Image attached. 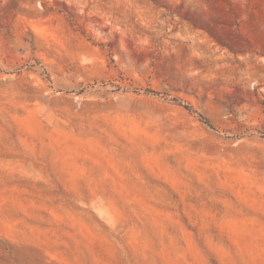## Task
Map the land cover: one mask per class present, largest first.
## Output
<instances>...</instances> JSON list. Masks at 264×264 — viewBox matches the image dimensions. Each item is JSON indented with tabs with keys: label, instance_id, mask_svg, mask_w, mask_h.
I'll list each match as a JSON object with an SVG mask.
<instances>
[{
	"label": "rangeland",
	"instance_id": "obj_1",
	"mask_svg": "<svg viewBox=\"0 0 264 264\" xmlns=\"http://www.w3.org/2000/svg\"><path fill=\"white\" fill-rule=\"evenodd\" d=\"M0 264H264V0H0Z\"/></svg>",
	"mask_w": 264,
	"mask_h": 264
}]
</instances>
